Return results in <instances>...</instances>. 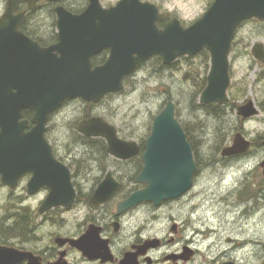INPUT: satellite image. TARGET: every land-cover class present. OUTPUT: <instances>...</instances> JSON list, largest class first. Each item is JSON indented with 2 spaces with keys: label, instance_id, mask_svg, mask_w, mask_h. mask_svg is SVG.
Returning a JSON list of instances; mask_svg holds the SVG:
<instances>
[{
  "label": "flooded vegetation",
  "instance_id": "1",
  "mask_svg": "<svg viewBox=\"0 0 264 264\" xmlns=\"http://www.w3.org/2000/svg\"><path fill=\"white\" fill-rule=\"evenodd\" d=\"M64 1L52 3L40 0L36 8L40 3H44L50 5L55 12L57 4L66 6ZM86 3L88 5L89 0ZM7 5L8 0L4 5L3 13L7 10ZM66 7L69 9L68 6ZM34 10H30L27 3H20L15 14L26 11L20 31L36 42L40 48L58 43L57 28L48 39L37 24L31 21ZM82 10L72 9L75 13ZM55 15L57 26L56 12ZM29 49L30 52L23 56L8 55L5 62L8 65L11 63H16L15 66L24 65L23 74L33 78L34 70L30 67L38 55L36 51L33 52L32 47ZM109 54V49L94 54L91 57L92 67L103 65ZM145 63H142L130 76L142 69ZM9 71L11 70L6 68L7 82L10 81V76L7 74L10 73ZM130 76L124 80V88ZM17 92V87L6 86V95L9 98ZM122 92L123 90L109 93L100 102L85 101L81 98L67 100L49 115L45 137L51 146L54 158L68 166L72 173L71 184L75 198L69 205H53L43 210L52 188L47 184L39 187L31 185L33 178L31 171L16 176L17 172L22 170L20 165L8 167V171L16 173L8 176L10 181L7 183L0 174V212L2 213L0 264H249L245 261L264 264V176H244L223 191L220 198L216 196L217 199L213 202L221 200L224 205L220 222H217L202 209L203 186L202 176H199L202 171V160L198 149L202 139L198 137V131L194 126L182 125L192 146L196 164L192 185L180 195L162 199L158 203L154 199L145 197L155 191L151 188L154 183L149 181L153 176H139L144 167L142 157L146 150L147 139L152 133L153 123L149 131L139 138H129L122 133L120 127L116 126L119 138L133 141L139 147L138 154L129 159H120L112 155L105 137L87 136L79 131L80 124L84 120L94 117H102L109 122L103 113L97 110L106 98L121 96ZM76 102L80 104L83 114L78 122L70 123L71 130L77 131V135L73 137L74 140L69 136V142L76 141L75 144L93 153L96 163L87 167L86 175L81 174L80 161L76 156L70 159L71 153L62 152L63 145L60 143L61 137L57 131L59 115L67 108L76 111L79 107L76 106ZM9 113L10 110L7 115ZM34 116L35 111L24 108L19 119L15 120L17 124L7 125L6 130H9L3 136L7 162H11V158L17 155L19 160L24 158L27 135L35 127ZM238 132L248 139L244 130ZM1 133L0 127V136ZM248 140L251 141V147L247 153L227 158H242L247 156L256 145L264 147V138L260 143L255 139ZM12 146L14 149L11 148ZM69 148H72L70 143ZM105 155L119 162L122 167H125L124 164L133 163L134 172L107 170V161L102 163L101 158ZM108 172H112L113 176H106ZM145 177L147 180L141 181ZM107 180L109 197L104 201H100L99 198L94 199ZM132 196L134 203L126 206ZM238 219L240 222L246 221L245 224L249 222L246 232L240 233V228L236 233L234 232L233 225ZM251 227L253 229L256 227L252 233H250Z\"/></svg>",
  "mask_w": 264,
  "mask_h": 264
},
{
  "label": "water",
  "instance_id": "2",
  "mask_svg": "<svg viewBox=\"0 0 264 264\" xmlns=\"http://www.w3.org/2000/svg\"><path fill=\"white\" fill-rule=\"evenodd\" d=\"M39 1L8 0L7 10L0 16V174L7 183L8 176L16 173L8 171V167L20 165L22 170L16 176L31 171V185H49L52 192L43 210L53 205H69L75 198L71 170L54 158L45 137L50 113L67 100L81 98L100 102L107 94L122 91L125 77L153 56L159 55L164 65H171L182 56H194L205 49L209 51L211 67L200 102L225 105L230 100V54L236 31L248 19L264 21V0H214L190 25L183 24L177 16L166 20L167 13L151 1L119 0L105 7L101 0H89L80 13L57 4L59 42L40 48L20 31L26 11L15 14L20 3H27L29 9L34 10ZM47 1L59 3L61 0ZM160 23H164L163 26ZM29 47L38 55L30 67L34 70L33 78L23 74L24 65L5 62L8 55H26ZM103 49L110 50L107 61L93 68L91 57ZM252 54L264 63V42L255 43ZM6 68L11 70L7 73L9 82L5 79ZM8 85L17 87L18 91L10 98L6 95ZM24 108L35 111V127L27 135L24 158L19 160L17 155L7 162L3 136L9 130H6L8 124H17L15 120ZM259 112L253 100L238 107V114L244 118ZM79 131L87 136L105 137L109 152L117 158L129 159L139 152L135 142L119 138L116 126L102 117L84 120ZM250 146L251 141L238 132L234 143L222 149V156L246 153ZM142 159L144 167L139 176H153L149 181L154 183L151 188L155 190L145 197L158 203L180 195L192 185L196 171L192 146L176 117L173 101L155 117ZM260 166L264 176V160ZM106 176L113 174L108 172ZM146 180L147 177L141 181ZM108 182L100 187L94 199L104 201L109 197ZM133 199L134 196L130 197L126 206L133 204Z\"/></svg>",
  "mask_w": 264,
  "mask_h": 264
},
{
  "label": "rangeland",
  "instance_id": "3",
  "mask_svg": "<svg viewBox=\"0 0 264 264\" xmlns=\"http://www.w3.org/2000/svg\"><path fill=\"white\" fill-rule=\"evenodd\" d=\"M118 1L101 0L104 6L114 5ZM150 1L168 13L169 18L177 16L183 24L190 25L207 11L214 0ZM86 2L87 0H65L63 3L69 9L82 10L86 7ZM5 3L6 0H0V15L3 14ZM32 13L31 21L37 24L46 38L50 39L57 28L56 15L52 7L40 3ZM257 42H264V22L249 19L240 26L234 37L230 54L231 85L228 89L230 101L220 105V116H216L212 108L205 107L209 104L200 102L204 90H200V85L203 78L207 79L211 67L208 51L194 56H182L171 65H164L162 60L160 62L153 57L142 69L130 76L121 96L106 98L97 110L103 113L111 124L120 127L122 133L129 138H139L149 131L155 116L165 108L167 102L173 101L180 123L194 126L198 131V137L202 139L198 148L202 160V171L199 175L202 176L203 186L202 209L217 222H220L224 205L221 200L215 203L213 201L217 197L220 198L223 191L244 176H263L260 163L264 160V147L261 145H256L242 158L222 156V149L233 144L240 130L245 131L248 139H255L258 143L264 138V63L254 58L252 54V47ZM249 100H253L261 111L259 115L243 118L238 114V107ZM75 104L79 106L76 111L67 108L61 112L57 131L63 145L62 152L71 153L70 159L76 156L80 161L81 174L86 175L87 167L96 161L90 150H84L81 145L75 144L76 141L69 142V136L74 140V136L77 135V131L71 130V124L78 122L83 114L80 104L78 105V102ZM69 143L72 148H69ZM101 158L102 163L107 161V170L113 172L125 170L127 173L135 170L133 163L124 164L125 167H122L123 165L111 157L105 155ZM245 222L238 219L233 225L234 232L236 233L239 228L240 233L246 232L249 222L248 224ZM251 228L250 233L256 227ZM245 263L258 264L256 261Z\"/></svg>",
  "mask_w": 264,
  "mask_h": 264
},
{
  "label": "trees",
  "instance_id": "4",
  "mask_svg": "<svg viewBox=\"0 0 264 264\" xmlns=\"http://www.w3.org/2000/svg\"><path fill=\"white\" fill-rule=\"evenodd\" d=\"M212 3V2H211ZM210 3V5H211ZM71 9V8H70ZM72 10V9H71ZM53 12H54V9H53ZM169 19V16L168 18ZM163 25V23L161 24ZM207 53V51H206ZM157 58L160 62H161V57L160 56H154V59ZM163 67H166V66H163ZM206 83H207V79L206 78H203V82L201 83L200 85V90L204 89V87L206 86ZM205 107H210L212 108L213 110V113L216 115V116H220L221 115V112H220V109H221V106L220 105H217V104H209V105H205Z\"/></svg>",
  "mask_w": 264,
  "mask_h": 264
},
{
  "label": "bare ground",
  "instance_id": "5",
  "mask_svg": "<svg viewBox=\"0 0 264 264\" xmlns=\"http://www.w3.org/2000/svg\"><path fill=\"white\" fill-rule=\"evenodd\" d=\"M243 210H244V209H243ZM243 210H242V211H243Z\"/></svg>",
  "mask_w": 264,
  "mask_h": 264
}]
</instances>
